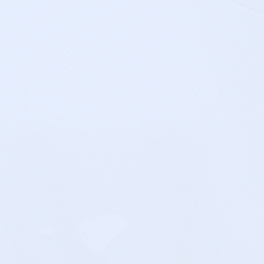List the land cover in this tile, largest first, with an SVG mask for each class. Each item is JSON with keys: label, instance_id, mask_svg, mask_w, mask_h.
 <instances>
[{"label": "snow or ice", "instance_id": "6c2138e0", "mask_svg": "<svg viewBox=\"0 0 264 264\" xmlns=\"http://www.w3.org/2000/svg\"><path fill=\"white\" fill-rule=\"evenodd\" d=\"M0 264H264V0H0Z\"/></svg>", "mask_w": 264, "mask_h": 264}]
</instances>
